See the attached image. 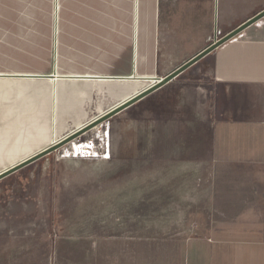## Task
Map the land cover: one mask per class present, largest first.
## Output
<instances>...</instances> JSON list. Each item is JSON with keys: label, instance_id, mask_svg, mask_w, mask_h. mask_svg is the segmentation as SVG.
Returning a JSON list of instances; mask_svg holds the SVG:
<instances>
[{"label": "crops", "instance_id": "1", "mask_svg": "<svg viewBox=\"0 0 264 264\" xmlns=\"http://www.w3.org/2000/svg\"><path fill=\"white\" fill-rule=\"evenodd\" d=\"M131 5L139 12L136 39L132 57L123 46L122 59L128 61L127 68L133 61L137 75L147 59L158 68L161 49L167 58L185 60L182 65L213 43L216 29L226 35L264 10V0H131ZM169 47L173 53L165 51ZM94 57L95 64L97 59H116L108 54ZM54 59L55 65L56 55ZM203 60L210 64V83L188 87L185 95L181 91L187 118L171 122L176 127L170 132V139L180 143L170 154L192 156L182 170L193 178L160 185L161 198L169 199L159 213L160 223H147L139 208L121 213L115 222L92 218L91 229L106 234L91 245L89 264H264V18ZM64 72L0 73V172L106 112L88 121L70 120L71 126L60 127L61 136L55 134L61 112L98 96L92 87L97 78L85 79L91 87H69V81L81 80L71 76L124 77L86 69ZM145 77L139 76L137 83L146 84ZM125 80L111 108L145 89ZM31 258L25 245L9 253L0 250V264H27Z\"/></svg>", "mask_w": 264, "mask_h": 264}, {"label": "rangeland", "instance_id": "2", "mask_svg": "<svg viewBox=\"0 0 264 264\" xmlns=\"http://www.w3.org/2000/svg\"><path fill=\"white\" fill-rule=\"evenodd\" d=\"M138 17L131 0H0V73L42 76L55 68L60 75L86 69L97 70L98 75L124 76H71L81 80L69 81V87H91L85 79L97 78L92 87L98 96L61 112L55 131L61 136L60 127L71 126L72 120L88 121L109 111L118 102L125 79L147 88L154 84V77H163L185 61L167 58L161 49L157 69L149 59L139 75L133 73L132 60L127 68L122 47L124 51L129 47L132 57ZM222 36V30L216 29L213 42ZM96 53L116 59H97L95 64ZM209 70L210 64L202 60L163 93H154L89 132L77 142L85 144L80 155L67 145L2 180L0 250L9 253L10 248L25 245L32 255L27 264H89L91 245L106 234L91 229L92 218L97 217V223L115 222L121 213L139 208L147 223L162 222L159 213L169 199L161 198L164 188L160 185L193 178L191 172L182 170L192 156L170 154L180 144L170 139L171 127H176L171 122L187 118V103L178 96L181 91L185 95L188 87L209 84ZM139 76H146V84L137 83Z\"/></svg>", "mask_w": 264, "mask_h": 264}, {"label": "water", "instance_id": "3", "mask_svg": "<svg viewBox=\"0 0 264 264\" xmlns=\"http://www.w3.org/2000/svg\"><path fill=\"white\" fill-rule=\"evenodd\" d=\"M264 18V10L259 12L257 15L253 16L246 22H244L241 26L234 29L230 33L217 38L212 44L207 46L204 50L196 54L194 57L180 65L178 68L173 70L171 73L166 75L165 77H154V84L148 87L146 90L142 91L141 93L133 96L132 98L128 99L121 105L111 109L108 111L105 115L99 117L98 119L90 122L88 125L80 129L79 131H76L72 133L71 135L67 136L63 140H61L59 143H55L51 145L50 147L44 149L43 151L25 159L24 161L14 165L13 167L7 169L6 171H3L0 173V182L17 172L23 170L24 168L34 164L35 162L45 158L46 156L54 153L55 151L69 145L70 143L74 142L78 138H80L85 133L97 128L98 126H102L104 123L110 121L112 118L116 117L117 115L123 113L124 111L128 110L129 108L135 106L145 98L151 96L152 94L156 93L157 91L163 89L165 86L173 82L175 79H177L179 76H181L183 73H185L187 70H189L191 67L198 64L200 61H202L205 57L216 51L218 48L223 46L225 43L229 42L233 38L240 35L243 31L248 29L249 27L255 25L259 21H261Z\"/></svg>", "mask_w": 264, "mask_h": 264}, {"label": "bare ground", "instance_id": "4", "mask_svg": "<svg viewBox=\"0 0 264 264\" xmlns=\"http://www.w3.org/2000/svg\"><path fill=\"white\" fill-rule=\"evenodd\" d=\"M110 79H111V78H110ZM113 79H114V78H113ZM115 80H116V79H115ZM149 87H150V86H149ZM147 88H148V87H147ZM147 88H145L144 90H146ZM144 90H142V91H144ZM142 91H141V92H142ZM141 92H139V93H141ZM139 93H137V94H139ZM137 94H135V95H137ZM135 95H134V96H135ZM132 97H133V96H132ZM132 97H131V98H132ZM123 103H124V102H123ZM121 104H122V103H121ZM121 104H119V105H121ZM119 105H118V106H119ZM116 107H117V106H116ZM114 108H115V107H114ZM112 109H113V108H112ZM107 112H108V111H107ZM107 112H106V113H107ZM106 113L102 114L101 116L105 115ZM101 116H99V117H101ZM99 117L95 118L94 120L98 119ZM94 120H92V121H94ZM92 121H91V122H92ZM85 126H86V124L83 125L82 127H80L79 130L82 129L83 127H85ZM98 128H99V126H98L97 128H95V129H93V130H94V131H95V130H98ZM77 130H78V129H77ZM79 130H78V131H79ZM93 130H91V131H93ZM89 132H90V131H89ZM71 134H72V133H71ZM65 137H66V136H65ZM65 137H63L62 139H64ZM62 139H60V140H58V141H55L53 144H55V143H59ZM51 145H52V144H51ZM51 145H50V146H51ZM69 145H70L69 147H71V148H70V151H71L74 155H76V156H77V154H79V153L81 152V151H80L81 149L84 150L83 147L85 146L84 143H83V144H78L77 142L70 143ZM87 146H88V144H87ZM89 147H90V146H89ZM87 148H88V147H87ZM90 148H91V147H90ZM90 148H89L88 150H90ZM88 150H86V152H87ZM83 152H84V151H83ZM85 154H86V153H85ZM68 155H69V154H68ZM79 155H80V154H79ZM72 156H73V155H72ZM28 158H29V157H28ZM24 160H25V159H24ZM24 160H22V161H24ZM22 161H21V162H22ZM19 163H20V162H19ZM17 164H18V163H17ZM14 165H16V164H14ZM14 165H12L11 167H13ZM11 167H9V168H11ZM9 168H6V169L3 170V171H6V170L9 169ZM3 171H1L0 173H2Z\"/></svg>", "mask_w": 264, "mask_h": 264}]
</instances>
